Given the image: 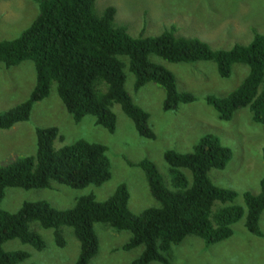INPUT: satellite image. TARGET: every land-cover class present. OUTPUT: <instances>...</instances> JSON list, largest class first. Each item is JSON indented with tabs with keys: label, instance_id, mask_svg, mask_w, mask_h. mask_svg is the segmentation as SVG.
<instances>
[{
	"label": "trees",
	"instance_id": "16d2710c",
	"mask_svg": "<svg viewBox=\"0 0 264 264\" xmlns=\"http://www.w3.org/2000/svg\"><path fill=\"white\" fill-rule=\"evenodd\" d=\"M34 2L38 15L31 25L18 37L0 41V64L11 68L31 61L35 70V85L29 97L0 113V130L28 121L34 104L47 98L55 84L56 94L74 123L91 116L96 126L112 134L116 130L113 108L117 105L140 138L154 140L149 114L134 104L125 88V70L133 75L135 93L148 84L163 91L164 112L192 104L195 98L189 92H179L175 76L151 61V56L171 64L211 62L218 76L225 79L233 65L247 66L248 74L234 90L222 97L208 96L205 102L221 121H230L237 110L247 108L254 123L264 124V35L255 32L246 46L235 44L228 50H213L198 38L177 36L174 27L158 36L142 33L132 37L124 26L115 24V9L110 6L100 13L96 0ZM35 140L33 156L0 165V205L6 188L42 190L57 184L81 190L100 187L110 180L105 146L78 140L60 147L55 144L62 142L56 127L36 129ZM231 157V150L211 134L201 137L191 152L165 151L163 160L168 166L171 189L151 161L129 163L142 170L148 192L159 204L139 215L129 210L130 196L123 184L104 201L88 194L79 197L68 210L54 209L45 201L23 202L13 213L0 208V264H19L29 257L24 251H4L2 246L7 241L18 240L36 251L45 248L42 237L29 230L31 223L52 230L60 248L65 245L60 228H70L79 243L75 264H88L97 254V223L130 233L123 251L143 247L130 264H170L172 247L188 236L198 237L206 245L225 241L233 234L232 226L244 215L246 230L261 237L264 178L259 182L258 194H243L244 207L225 206L234 201L237 193L214 186L208 178L210 170H223Z\"/></svg>",
	"mask_w": 264,
	"mask_h": 264
},
{
	"label": "rangeland",
	"instance_id": "374dc122",
	"mask_svg": "<svg viewBox=\"0 0 264 264\" xmlns=\"http://www.w3.org/2000/svg\"><path fill=\"white\" fill-rule=\"evenodd\" d=\"M116 11L114 22L124 26L132 37L158 36L164 30L175 28L177 36L198 38L213 50H228L235 44L248 45L254 33L264 35V0H96L102 13L107 7ZM98 13V14H100ZM38 15L34 0L0 1V41L18 37ZM150 60L165 67L176 78L179 92H189L195 102L180 105L171 112L162 110L163 91L148 84L138 92L133 91V75L125 70V88L134 104L149 114V126L156 135L154 140L140 138L131 120L115 105L116 130L110 134L94 119L87 116L74 123L52 85L50 94L34 104L26 122L11 129L0 130V165L20 157L33 156L36 149L35 130L56 127L62 142L60 147L78 140L103 145L110 162V180L100 187L89 186L74 190L54 184L50 189L22 190L6 188L0 208L13 213L23 202L45 201L57 210L71 209L79 197L93 194L99 202L106 200L121 184L129 192L128 208L139 215L147 208L159 204L149 194L142 170L136 166L143 160L151 161L171 189L168 166L163 160L167 150L188 153L199 139L211 134L232 152L223 170H210L208 178L219 188L233 190L237 197L225 206L244 207L245 192L258 194L259 182L264 178L262 150L264 124L252 121L247 108L237 110L230 121H221L216 112L206 104L208 96L222 97L234 90L246 77L245 65L232 66L230 76L220 78L211 62L171 64L151 56ZM35 85V70L31 61L6 68L0 64V113L24 102ZM191 180L189 172L185 174ZM261 237L250 234L245 228V215L232 226V236L222 242L206 245L195 236H188L173 246L170 264H264V211L259 220ZM29 230L39 234L45 248L36 251L18 240L3 244L4 251H24L29 257L19 264H75L79 243L72 230L61 227L64 247L56 246L52 230L31 223ZM98 239V252L88 264H130L138 258L143 247L123 251L129 240L128 231H116L107 225L94 224ZM159 264V263H150Z\"/></svg>",
	"mask_w": 264,
	"mask_h": 264
}]
</instances>
